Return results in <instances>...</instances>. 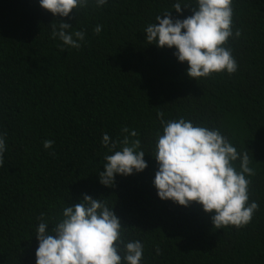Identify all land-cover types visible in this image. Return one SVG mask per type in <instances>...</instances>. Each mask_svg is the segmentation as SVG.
<instances>
[{"label": "trees", "instance_id": "obj_1", "mask_svg": "<svg viewBox=\"0 0 264 264\" xmlns=\"http://www.w3.org/2000/svg\"><path fill=\"white\" fill-rule=\"evenodd\" d=\"M178 2L180 14L173 7ZM195 6L196 0H107L96 7L89 0L87 8L60 17L39 0H0V135L6 145L0 264H36L41 214L51 232L63 209L85 194L113 210L124 244H143L140 264H264V0H232L233 36L225 47L237 71L198 80L187 76L188 64L178 61L175 48L148 44L145 34L158 15L172 12L173 20H183ZM59 22L85 33L79 49L51 38V24ZM180 118L218 129L238 152H248L256 173L247 177L249 203L259 208L246 226L217 229L202 206L158 197L157 133L163 134L161 119ZM124 127L138 133L129 139L140 140L137 151L148 167L116 174L106 187L99 173L105 156L122 150L120 141L129 135ZM45 140L54 142L51 148H44ZM235 167L239 171V160ZM124 244H118L121 255Z\"/></svg>", "mask_w": 264, "mask_h": 264}, {"label": "clouds", "instance_id": "obj_2", "mask_svg": "<svg viewBox=\"0 0 264 264\" xmlns=\"http://www.w3.org/2000/svg\"><path fill=\"white\" fill-rule=\"evenodd\" d=\"M107 0H95L96 7H102ZM40 7L53 16L68 17L77 8H87L89 0H39ZM180 14L181 4H174ZM187 7V6H186ZM192 14L183 20H173L171 13L165 12L156 17V23L145 29L148 44L155 43L159 48H175L174 55L180 63H187V76L198 80L212 74L237 71V63L232 50L225 47L233 36L232 0H196L191 7ZM163 17V18H162ZM57 25L58 29L57 30ZM51 38L57 37L64 45L79 49L85 33L70 31L66 22L52 23ZM101 25L94 28L99 34ZM236 30L235 36L240 37ZM63 51V49H62ZM160 117L163 113H158ZM163 134L157 133L155 160L158 171L153 181L158 197L188 207L195 203L202 206L205 213L211 214L215 228H242L249 224L259 205L249 203V186L255 170L249 167L248 152L240 153L218 129L194 126L190 121H163ZM125 135L120 143L122 150L105 156L99 173L100 183L111 187L116 174L128 176L142 172L148 165L140 140L135 130L122 129ZM110 138L103 135V145L109 146ZM52 140H45L43 146L49 149ZM5 138L0 135V166H3ZM111 148H116L112 142ZM240 161L239 171L235 162ZM36 238V264H140L143 257V244L132 241L124 244L121 239V221L101 199L84 195L83 200L62 211L51 232L49 224L41 214ZM118 244H124L123 255ZM160 254L159 248L156 249Z\"/></svg>", "mask_w": 264, "mask_h": 264}]
</instances>
